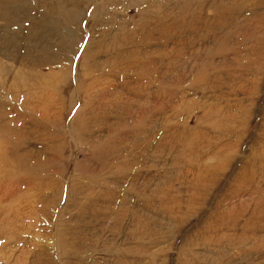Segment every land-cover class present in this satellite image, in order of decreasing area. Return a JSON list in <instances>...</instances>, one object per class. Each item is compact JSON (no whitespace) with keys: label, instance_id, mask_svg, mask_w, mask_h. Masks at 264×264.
I'll list each match as a JSON object with an SVG mask.
<instances>
[{"label":"rangeland","instance_id":"374dc122","mask_svg":"<svg viewBox=\"0 0 264 264\" xmlns=\"http://www.w3.org/2000/svg\"><path fill=\"white\" fill-rule=\"evenodd\" d=\"M0 117V264H264V0H0Z\"/></svg>","mask_w":264,"mask_h":264},{"label":"bare ground","instance_id":"6f19581e","mask_svg":"<svg viewBox=\"0 0 264 264\" xmlns=\"http://www.w3.org/2000/svg\"><path fill=\"white\" fill-rule=\"evenodd\" d=\"M223 8V7H222ZM11 50V49H10ZM259 74V73H258ZM14 75V74H13ZM26 78V77H25ZM79 85V83H78V81L76 82V86L77 87H79L78 86ZM115 87V86H114ZM113 87V88H114ZM80 89V88H79ZM81 90H85V89H81ZM106 97V96H105ZM29 105V104H28ZM51 108V107H50ZM50 108H48V109H50ZM79 111H77V113H78ZM77 113H76V115H77ZM45 116L46 117H43L45 120H47V118L48 119H52V116H50L49 115V113L47 114V112L45 111ZM0 118H2V117H0ZM0 128H1V125H0ZM3 129V128H2ZM22 135H23V133H22V131H20V135H19V140H20V138L22 137ZM261 144V143H260ZM254 149V148H253ZM261 149H263V148H259L258 150H256V149H254V151H251L250 152V154H249V156H248V158H247V162L248 161H251L252 163H259V162H263L262 161V159H261V155H260V153L261 152H259ZM24 150V152H25V154L22 156V159H21V161L23 160V159H27L28 157H30V156H32L34 153L29 149V148H24L23 149ZM256 155H258V156H260V157H256ZM263 155H264V153H263ZM35 156V155H34ZM204 156V155H203ZM257 161H259V162H257ZM245 163L244 165H243V167L241 168L242 170H247V169H250V168H252L253 166H254V164L253 165H251V162L248 164V163ZM264 163V162H263ZM19 168H21V165H19V167H18V169ZM214 171H215V169H214V167L213 168H204L203 169V172L202 171H200L199 172V174L197 175L198 176V179L196 180V182H198V181H203V180H207V177L208 176H212L213 175V173H214ZM193 178H195V176H193ZM211 181V180H210ZM248 181H249V179H248ZM212 182V181H211ZM18 183H21V181L18 179ZM30 183H32V181H30V182H26L25 183V186H23L22 184V187H28L29 186V184ZM20 185V186H21ZM245 186V185H244ZM6 196V195H5ZM241 205V204H240ZM235 206V205H234ZM6 210H1L0 209V216L5 212ZM2 224H5V220H2Z\"/></svg>","mask_w":264,"mask_h":264}]
</instances>
